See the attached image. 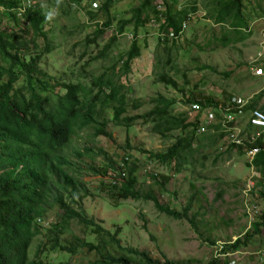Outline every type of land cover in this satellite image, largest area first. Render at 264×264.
Wrapping results in <instances>:
<instances>
[{"label":"rangeland","instance_id":"rangeland-1","mask_svg":"<svg viewBox=\"0 0 264 264\" xmlns=\"http://www.w3.org/2000/svg\"><path fill=\"white\" fill-rule=\"evenodd\" d=\"M32 1L35 7L46 8L50 14V24L45 29L51 51L43 56L41 69L52 79L51 82H80L84 84L85 97L90 98L92 92L98 90L94 88L92 91V82L96 77L110 75L120 95H125L128 102V112L123 116L135 117L150 112L159 96L175 101V115L188 113L189 104L186 101L190 98H212L215 103L225 104L232 96L250 101L260 94L264 96V76H254L249 66L252 57L257 56V43L264 34V0L242 1V12L247 27L251 26V36L245 38L243 43H223L215 51L211 49L213 45L209 44L212 37L224 36L230 23L225 28L209 14L217 13L220 4L230 0H169L179 10L184 7L189 9L197 2L198 10L187 21L186 32L182 34H185L184 38H180L170 50L171 53H167L164 46H160V40L156 44L150 43L147 40L150 37L145 38L148 33L140 29L144 53L133 61L129 72H124L120 57H126L132 47L134 24L126 26L123 33L118 32V26L120 21L133 18L143 0H115L109 15L98 13L93 20L87 17V12L92 11L90 0L81 3H71V0ZM97 1L103 3V0ZM8 15L0 9V29L30 39V34L22 32V29H26L24 23H16ZM108 19L110 27L105 28V32L94 42H87L89 37L93 38L95 28ZM148 25L157 33L152 22ZM113 37H116L115 41ZM36 41L39 44L36 51H41L46 42L42 38ZM110 43L105 53L98 56L103 47ZM150 44L154 46V52H151ZM176 51L178 53H173ZM161 75L172 79L177 88L160 81ZM23 79L16 87L25 84ZM50 90L54 101L55 94L65 93L60 87ZM259 103L263 105L264 98ZM97 111L98 119L107 122L106 130L112 137L93 138L92 130L74 135L62 149L65 158L72 163V167L65 169L75 179L83 181L86 187L78 190L76 205L111 233L116 230L122 248L148 251L161 260L167 257L192 264H208L214 257H220L222 264H264V223L259 231L254 226V223L262 222L261 214L264 213L261 194L264 176L249 164L252 157L248 152L231 147L228 141L214 136L218 134L210 135L208 132L213 131L208 130L205 135L197 132L192 149L182 153L178 164L176 161L165 165L152 159L150 151L164 152L178 137L192 136V131L158 133L154 131L153 122L142 119L136 120L131 127L119 126L112 122L111 105L102 108L98 103ZM208 111L203 112L207 114ZM248 118V114L242 116L243 128ZM192 119L193 116L188 115V121ZM84 147L91 148L92 152L80 159L76 151ZM123 160L138 166V188L145 193H156L163 204L181 211L193 197L189 215L194 218L195 225L185 218L175 219L160 211L152 200L120 198L114 201L110 197V182L113 177L117 178ZM111 165L115 167L114 170L109 168ZM90 167L109 169L102 176L90 171ZM166 177L165 190L158 181H164ZM49 201H52V197ZM59 212L57 205H48L41 223L49 227ZM59 236L64 245H69L76 237L94 245H100L103 238L108 239L106 234L96 233L76 219ZM240 236H249L247 245L229 253L227 257L221 255L219 246L211 245L209 241H218L219 245L233 242ZM40 237L33 242L30 253L32 260L36 258L37 246L49 238L45 234ZM108 252L115 257L123 253L114 245L108 246ZM42 259L45 264H89L100 260L101 256L96 251L80 248L76 254L44 252Z\"/></svg>","mask_w":264,"mask_h":264},{"label":"trees","instance_id":"trees-1","mask_svg":"<svg viewBox=\"0 0 264 264\" xmlns=\"http://www.w3.org/2000/svg\"><path fill=\"white\" fill-rule=\"evenodd\" d=\"M72 1L81 3L87 0H71V3ZM114 1L103 0L101 4L100 1L90 0L91 7L96 2L100 3V6L97 9L91 8L92 11L87 12L89 20H93L98 13L109 15ZM242 1L230 0L220 4L217 13L209 14L211 18L217 20L215 22L224 25V27L230 23L229 28L225 27L224 38L226 39L243 40L251 34L252 29L247 30L248 25L242 12ZM169 3V0H143L135 10L132 19L120 21L118 26L120 33L125 32L126 26L129 24H134L132 47L126 53V57H120L124 72L131 71L133 61L142 55L144 48L140 43L139 31L145 29L148 33L145 37L150 36L152 30L149 23L153 24V21L156 23L157 26L154 28L157 30V37L161 44L167 45L169 42H174L176 45L181 40L182 34L179 35V33L183 31L182 24L189 21L193 12L198 10L197 2H194L189 9L184 7L180 10ZM16 4V0H0V9L8 13L14 22L22 21L26 27V29H22V32L30 34V39H27L16 33L9 34L0 29V264H45L42 259L44 252L76 254L80 248L96 251L101 256L100 260L89 264H192L177 262L167 257L161 260L154 258L148 251L122 248L116 236L118 234L116 230L111 233L76 205L75 196L78 190L86 187L83 181L75 179L66 171L65 168L72 167V163L65 158L62 149L68 145L74 135H80L79 133L85 130H92L93 138L112 137L111 133L106 130L107 122L98 119V103L102 108L105 105H111L112 122L119 126L131 127L136 120L142 119L153 122L155 124L154 131L158 133L164 134L175 130L192 131V136L178 137L164 152L150 151L152 159L165 165H171L176 161L178 164L182 153L187 149H192L200 121L189 122L188 113L173 114L175 101L164 96H159L154 102L155 107L144 115L123 116L128 112V102H126L125 95H120L119 88L107 74H101L92 82V91L94 88L98 90L92 92L90 98L85 97L86 90L84 84L80 82H51L52 79L41 69L43 56L51 51L48 32L45 29L50 24L49 11L46 8L34 6L19 18L14 12ZM159 6H161V10L158 9ZM110 24V19H108L106 23L95 28L93 38L89 37L87 42H94L95 38L105 32V28L110 27ZM169 31H174L179 37L162 39L161 34L169 33ZM39 38H42L46 45L41 51H36L39 48L36 40ZM112 40L115 41L116 37H113ZM166 45H163L164 49H166ZM109 46L111 43L105 45L98 56H102ZM203 69L208 68L204 67ZM112 70L114 71L115 67ZM22 77L25 84L18 88L16 86ZM160 81L167 86L177 88V84L164 75L160 76ZM57 87L63 89L65 93L55 94L56 100L54 101L50 89ZM260 95L253 98L237 118V125L241 126L243 133L248 137L254 136L255 140L247 143L245 147L235 145H231V147L248 153L253 148H258L257 155L249 164L264 176V129L256 131L249 122L244 128L241 125L243 115H250L251 110L264 106V104L259 105L261 99L264 98ZM101 96L102 99H100ZM186 103L212 106L215 110H218L220 105L213 102L212 98L201 100H191L190 98ZM106 109L109 110V108ZM218 117L221 118L219 113ZM217 129L215 134L218 135L214 136H219L221 140H224L226 134L219 132L221 126H218ZM209 134L213 135L214 133L209 132ZM91 152V148L84 147L77 150L76 155L82 159ZM109 168L115 169L112 165ZM109 168L100 170L90 167V171L104 176ZM121 170L123 171L122 177L118 173L117 178L120 177V179L117 180L113 177L116 181L110 182V197L114 201L120 198L152 200L160 211L175 219L185 218L193 226L195 225L194 218L189 215L193 197L190 198L183 210L178 211L170 205L163 204L156 193H145L138 188L140 180L136 164H129L123 160L118 172ZM167 180L168 177L164 181H158L162 189H167ZM261 194L264 198V182ZM50 197H52L51 202L49 201ZM53 204L59 207L60 212L56 220L47 227L41 221L47 206ZM261 218L262 222L254 223L256 231H259V227L264 223V213L261 214ZM73 219L78 220L96 233L106 234L108 239L103 238L100 245H94L93 242L76 237L75 241L64 245L59 235L69 229ZM43 234L49 236L48 241L43 240L37 246L36 258L32 260L30 253L33 242L40 239ZM248 240L249 236H240L233 242H227L222 252L220 251L221 255L227 257L229 253L240 250L241 247L247 245ZM209 241L211 245L218 246V241ZM112 245L123 253L116 257L109 254L108 246ZM60 264L65 263L61 262ZM208 264H222V261L220 257H214Z\"/></svg>","mask_w":264,"mask_h":264},{"label":"built area","instance_id":"built-area-1","mask_svg":"<svg viewBox=\"0 0 264 264\" xmlns=\"http://www.w3.org/2000/svg\"><path fill=\"white\" fill-rule=\"evenodd\" d=\"M17 4L14 9V12L20 18L22 17L28 10L34 8V3L32 0H16ZM100 4L96 2V4H92V9H97ZM161 10V6L158 7ZM264 19V14L262 15ZM153 26H157L156 23L153 21ZM188 22H184L182 24L183 31L187 28ZM181 31L179 35L183 34L184 32ZM179 35H176L174 31H169V33H162V39L168 37L178 38ZM183 38V36L181 37ZM252 61L249 62L251 73L256 77H263L264 76V69H263V62H264V34L262 39L259 43V48L257 51V56L252 57ZM250 104L249 99L241 98L232 96L226 104H220L219 109L215 110L212 106H203L199 103H194L189 105L188 114L192 117L193 122L200 121V126L197 130L198 134H204L208 130H212L215 134V131H218L217 127L221 126V130L219 132L225 133L226 137L224 140L228 141L229 145L241 146L245 147L247 143H251L255 140L254 136L248 137L246 134L243 133L242 129L237 125V118L242 114L243 110ZM207 107H209L207 109ZM209 110L207 114H204L203 111ZM238 112V114H236ZM218 113L220 114L221 118L218 117ZM195 118V119H194ZM248 122L250 123L251 127L264 129V106L260 109L255 108L250 111V115L248 118ZM209 133V132H208ZM259 149L253 148L248 155H250L253 159L254 156L257 155ZM119 175L122 177L123 171L119 172ZM120 177L117 178L119 180ZM114 180L112 183H114ZM226 243H219V248L222 252Z\"/></svg>","mask_w":264,"mask_h":264},{"label":"crops","instance_id":"crops-1","mask_svg":"<svg viewBox=\"0 0 264 264\" xmlns=\"http://www.w3.org/2000/svg\"><path fill=\"white\" fill-rule=\"evenodd\" d=\"M251 29V26H250V28L248 27V29L247 30H250ZM157 31V30H156ZM186 32V29H185V31H184V33ZM154 36V37H153ZM184 36H185V34H184ZM213 36V35H212ZM225 36V35H224ZM224 36H220V35H215L214 37H212L213 38V40H212V43H209L210 44V46L211 45H213L212 47H211V49L212 50H217L218 48H220L221 47V45L223 44V43H226V44H228V43H230V42H234L235 40L232 38L231 40L230 39H226V38H224ZM251 36V34H249L248 35V37H250ZM148 37H150L149 39H147V40H150V43H157L158 42V37H157V33H154L153 32V30L151 31V33H150V36H148ZM248 37L246 38V39H248ZM146 38V37H145ZM184 38V37H183ZM183 38H181V39H183ZM210 38H211V36H210ZM246 39H243V40H236V42H244ZM262 39V38H261ZM261 39H260V41H261ZM209 41V40H208ZM229 41V42H228ZM260 41L257 43V48H259V43H260ZM242 42V43H243ZM208 43V42H207ZM163 45H166V44H161V46H163ZM214 46L215 47H217V48H214ZM150 47H151V52H154V46H152V44H150ZM175 47V45H174V42H169L167 45H166V50L168 51L167 53H171L170 52V50L172 49V48H174ZM159 51V50H158ZM258 51V50H257ZM142 53H144V52H142ZM173 53H178L177 51L176 52H173Z\"/></svg>","mask_w":264,"mask_h":264}]
</instances>
